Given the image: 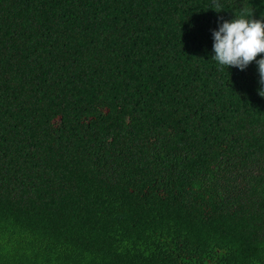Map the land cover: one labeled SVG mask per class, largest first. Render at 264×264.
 Listing matches in <instances>:
<instances>
[{
  "label": "trees",
  "instance_id": "trees-1",
  "mask_svg": "<svg viewBox=\"0 0 264 264\" xmlns=\"http://www.w3.org/2000/svg\"><path fill=\"white\" fill-rule=\"evenodd\" d=\"M234 15L264 0H0V264H264L257 66L211 59Z\"/></svg>",
  "mask_w": 264,
  "mask_h": 264
},
{
  "label": "clouds",
  "instance_id": "clouds-1",
  "mask_svg": "<svg viewBox=\"0 0 264 264\" xmlns=\"http://www.w3.org/2000/svg\"><path fill=\"white\" fill-rule=\"evenodd\" d=\"M212 37L211 59L220 66L227 70L234 67L243 71L255 62L259 74L257 90L264 97V55H260L264 54V16L253 19L252 16L245 18L234 15L232 19L219 23Z\"/></svg>",
  "mask_w": 264,
  "mask_h": 264
}]
</instances>
